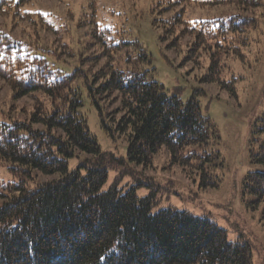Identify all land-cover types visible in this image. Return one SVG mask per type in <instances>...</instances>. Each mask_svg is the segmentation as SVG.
Wrapping results in <instances>:
<instances>
[{"label":"trees","instance_id":"1","mask_svg":"<svg viewBox=\"0 0 264 264\" xmlns=\"http://www.w3.org/2000/svg\"><path fill=\"white\" fill-rule=\"evenodd\" d=\"M33 1L0 0V16L37 23L36 15L25 10ZM180 2L171 1L165 11ZM261 2L199 1L203 7L234 6L240 12L226 20L197 22L177 14L165 22L177 33L174 45L192 38L188 59L201 50L210 54L205 83H218L237 95L236 78H222V56L244 57L234 44L246 45L243 34L256 19L242 12H253ZM39 16L48 31L63 36L66 24L56 26ZM86 24L94 28L81 51L61 41L43 47L41 54L0 25V80L13 98L35 101L27 118L9 110L0 119V164L30 176L33 171L61 175L33 189L24 182L0 181V264H253L248 244L231 242L225 230L207 219L172 208L152 214L153 197L140 198L134 188L121 194L117 183L103 190L109 169L124 161L103 152L90 132L80 113L84 94L104 127L129 142V160L137 164L150 166L165 148L173 164L199 175L202 188H216L224 160L212 149L221 143L219 131L196 98L183 102L176 91L169 94L153 80L142 68L149 54L139 42H116L110 29L85 16L79 26ZM72 59L78 64L70 73L52 63L73 66ZM82 153L87 157L70 170L69 160ZM250 155L264 166V115L255 123ZM244 186L257 204L264 201V172L249 173Z\"/></svg>","mask_w":264,"mask_h":264},{"label":"rangeland","instance_id":"2","mask_svg":"<svg viewBox=\"0 0 264 264\" xmlns=\"http://www.w3.org/2000/svg\"><path fill=\"white\" fill-rule=\"evenodd\" d=\"M171 1L181 2L165 11L172 7ZM199 1L204 0H35L26 5L25 10L36 15L33 20L37 23L0 16V25L18 40L31 43L29 48L37 54L42 53L43 47H54L61 41L76 53L81 51L94 28L93 24L79 26L85 16L110 29L116 42H139L149 54L142 68L150 77L162 84L167 93L176 91L183 102L196 98L202 114L209 117L219 131L221 143L212 149L224 160V166L217 172L220 184L216 188H202L199 175L173 164L165 148L154 156L148 167L129 160V142L104 127L99 111L84 94L80 113L86 118L90 132L103 152H110L124 161L109 169L103 190L117 183L121 194L134 188L140 198L153 197L152 214L172 208L207 219L225 230L231 242L248 244L253 264H264V201L257 204L244 186L249 173L264 172V166L253 163L250 155L255 123L264 115V0L256 10L248 12L250 15L242 12L245 17L256 19L243 34L248 38L246 45L240 41L234 44L241 48L244 57L222 56V78L227 81L236 78V96L218 83L203 81L210 67V54L201 50L196 57L188 59L192 56L190 36L173 44L177 33L170 32L171 26L165 22H172L177 14L181 15V20L197 22L226 20L240 12L234 6L203 7ZM183 8L185 13H182ZM39 14L56 26L66 24L63 36L48 31ZM183 27L181 23L174 31ZM52 63L70 73L78 61L70 60L73 66L63 61L53 60ZM34 103L30 96L13 98L10 87L0 80V119L9 110L14 117L25 119ZM86 157L82 153L70 159V170ZM31 174L15 172L0 164V181L24 182L29 189L61 178L60 174L45 175L40 171ZM3 200L0 199V204Z\"/></svg>","mask_w":264,"mask_h":264}]
</instances>
